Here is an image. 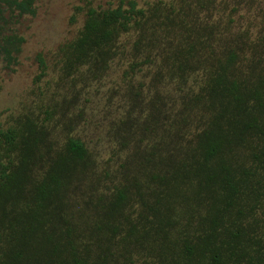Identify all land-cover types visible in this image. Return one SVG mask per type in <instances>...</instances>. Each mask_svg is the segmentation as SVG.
Returning <instances> with one entry per match:
<instances>
[{
	"label": "trees",
	"instance_id": "16d2710c",
	"mask_svg": "<svg viewBox=\"0 0 264 264\" xmlns=\"http://www.w3.org/2000/svg\"><path fill=\"white\" fill-rule=\"evenodd\" d=\"M35 4L0 0L7 69L24 43L17 18L34 16ZM144 19L133 0L90 7L63 48L67 73L108 63ZM259 23L254 38L223 53L193 23L165 68L184 80L190 61L207 56L198 92L179 87L178 110L159 92L149 100L152 115L129 110L121 121L134 141L128 169L104 168L88 187L96 160L79 137L56 145L44 123L29 120L1 128L0 264H132L134 254L145 264H264V17ZM81 188L83 202L72 196Z\"/></svg>",
	"mask_w": 264,
	"mask_h": 264
},
{
	"label": "rangeland",
	"instance_id": "374dc122",
	"mask_svg": "<svg viewBox=\"0 0 264 264\" xmlns=\"http://www.w3.org/2000/svg\"><path fill=\"white\" fill-rule=\"evenodd\" d=\"M118 1L36 0L35 15L21 16L14 25L24 38L17 64L7 69L0 63V129L22 126L29 120L44 123L56 145L67 137H79L96 160L85 187L104 168L111 173L128 169L125 161L134 141L126 137L131 127L121 121L129 110H134V117L152 115L149 100L159 93L169 97L168 110L171 104L178 110L179 87L198 92L204 80L199 61L207 56L198 53L190 61L194 68L184 80L170 76L168 71L174 68H165L174 61L170 55L191 35L193 23L215 52L223 53L231 46L242 48L247 35L254 38L264 17V0H133L145 12L141 27L120 37L115 56L105 65L83 66L68 74L63 48L78 36L87 10L115 8ZM39 57L46 65L44 74ZM158 71L164 73L163 78L156 76ZM86 194L81 188L72 196L83 202ZM132 259V264H145L137 254Z\"/></svg>",
	"mask_w": 264,
	"mask_h": 264
}]
</instances>
